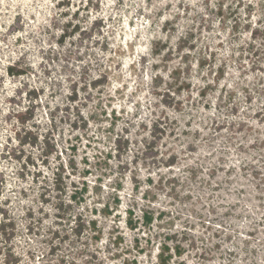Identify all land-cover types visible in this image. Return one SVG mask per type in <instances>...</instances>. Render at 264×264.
Returning <instances> with one entry per match:
<instances>
[{
  "label": "trees",
  "instance_id": "1",
  "mask_svg": "<svg viewBox=\"0 0 264 264\" xmlns=\"http://www.w3.org/2000/svg\"><path fill=\"white\" fill-rule=\"evenodd\" d=\"M202 1L209 19H217L228 32L230 57L248 61L251 71L261 73L264 96V0ZM76 13L61 26L56 41L68 94L59 92L63 98L53 105L51 98L45 101L44 125L34 105L15 113L18 143L8 144L6 151L16 162V181L6 195V186H0V264H264V131L236 116L237 103L223 112L222 98L217 97L209 131L202 123H186L176 132L168 117L158 116L148 135L135 140L137 148L128 136L118 134L115 153L106 154L104 166H92L80 154L78 140L66 136L68 129L76 137H88L91 119L85 109L107 91V57L113 50L102 22L85 27ZM95 28L100 36L92 40ZM92 45H99L98 54L90 50ZM196 47L189 30L178 35L176 48L185 51L184 63ZM197 56V65L212 73L214 52ZM174 71L173 81L180 82L174 93L191 92V82L182 76L185 71L178 76ZM6 73L22 77L30 100L39 99L44 88L29 87L33 65L26 58L9 64ZM225 73V65H219L213 81ZM208 85L199 96L208 93ZM49 87L54 97L58 89ZM255 115L264 124V103ZM130 152L131 161L122 158ZM113 156L121 174L132 173L124 226L121 214L107 223L122 207V182L114 186L112 202L103 201L101 208L83 205L93 188L90 177L112 169ZM137 167L148 171L146 178Z\"/></svg>",
  "mask_w": 264,
  "mask_h": 264
},
{
  "label": "rangeland",
  "instance_id": "2",
  "mask_svg": "<svg viewBox=\"0 0 264 264\" xmlns=\"http://www.w3.org/2000/svg\"><path fill=\"white\" fill-rule=\"evenodd\" d=\"M75 12L77 21L85 27L91 28L96 20L102 22L113 42V50L107 57L110 72L107 91L103 96L96 95L85 109L91 119L88 137L79 138L65 130L73 142L78 140L83 149L80 154H86L92 166H104L106 154L115 153L114 140L118 134L128 136L131 147L137 148L135 140L148 135L158 116L168 117L169 127L176 128V132L185 128L186 123L193 126L202 123L209 131L208 120L217 111V97L220 101L222 98L223 112L237 103L236 116L246 117L260 132L264 131V124L259 121L261 116L255 115L264 103L261 73L251 71L248 61L240 63L230 57L228 32L221 30L217 19H209L202 0H0V186H6L2 195H6L16 181L12 175L16 162L9 159L6 151L8 144L18 143L16 111L34 105L36 117L44 125L48 121L45 101L51 98L53 105L63 98L59 92L63 95L69 92L56 41L61 26ZM257 18L255 15V20ZM185 30H189L197 43L186 63L181 58L185 51L178 52L176 48L178 35ZM92 33V40L100 36L96 28ZM160 48L163 51L157 55L155 50ZM90 50L98 54L99 45H92ZM212 51L215 65L210 73L207 67L197 65L196 58L199 54L208 57ZM23 57L33 65L29 87L44 88L39 99L30 100L22 77L6 73L9 64H19ZM223 64L225 76L214 82L217 67ZM45 70L49 72L47 77ZM174 70H177L175 76L185 71L182 76L191 82V92L174 93V88L180 84L172 79ZM207 83L208 93L199 96V90ZM50 85L58 89L54 97L50 96ZM210 103L212 107L205 108L204 105ZM133 155L130 152L122 158L131 161ZM109 163L112 169H100L90 177L93 188L83 205L89 209L101 208L103 201L112 202L117 193L114 186L122 182V207L114 210L107 223L112 224L118 219L116 214H121L124 226L125 208L133 193L132 173L128 170L121 174L115 156ZM137 170L142 178L148 175L144 167ZM99 184H103L101 188Z\"/></svg>",
  "mask_w": 264,
  "mask_h": 264
}]
</instances>
